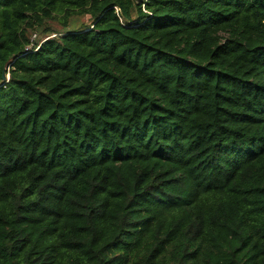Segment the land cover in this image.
Here are the masks:
<instances>
[{"label": "trees", "instance_id": "trees-1", "mask_svg": "<svg viewBox=\"0 0 264 264\" xmlns=\"http://www.w3.org/2000/svg\"><path fill=\"white\" fill-rule=\"evenodd\" d=\"M0 264H264V0H0Z\"/></svg>", "mask_w": 264, "mask_h": 264}, {"label": "rangeland", "instance_id": "rangeland-1", "mask_svg": "<svg viewBox=\"0 0 264 264\" xmlns=\"http://www.w3.org/2000/svg\"><path fill=\"white\" fill-rule=\"evenodd\" d=\"M64 22H66V26H64ZM86 24H90V17L89 16H75V17H71L68 18L66 20H64L62 18L61 15L57 16V19L55 20H48L47 23H45L40 30H36L32 39L33 42L35 41H39L41 39V37H43V30L45 28H49L50 30H53L54 32L57 33H63L68 29H76V28H81L82 26L86 25Z\"/></svg>", "mask_w": 264, "mask_h": 264}, {"label": "water", "instance_id": "water-1", "mask_svg": "<svg viewBox=\"0 0 264 264\" xmlns=\"http://www.w3.org/2000/svg\"><path fill=\"white\" fill-rule=\"evenodd\" d=\"M3 78L5 79V75H3Z\"/></svg>", "mask_w": 264, "mask_h": 264}]
</instances>
